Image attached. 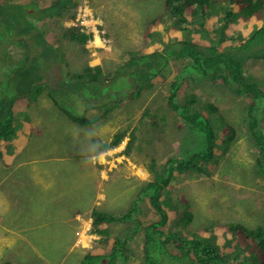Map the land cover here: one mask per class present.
<instances>
[{
    "label": "trees",
    "instance_id": "obj_1",
    "mask_svg": "<svg viewBox=\"0 0 264 264\" xmlns=\"http://www.w3.org/2000/svg\"><path fill=\"white\" fill-rule=\"evenodd\" d=\"M83 1L59 0L55 9L52 4L57 0L52 1L49 7L41 9L48 10L49 16L45 23H42L44 17L26 18L27 21L20 27L21 15L13 22H3L10 26L12 33L0 32V52L7 49L6 42L18 43L23 48L31 49L25 54L29 66L24 78H30L25 81L28 87L34 86L31 92L9 95L5 91L0 92V157L3 154V141L12 144L16 135L19 111L29 127H34V124H30L29 109L40 96L61 110L71 123L89 127L95 123L100 124L120 108L124 102V99L117 97L120 94L129 98L141 97L144 90L153 89L158 83L168 84L166 107L169 108L170 116L176 114L179 117L177 128L186 125L190 131L202 134L205 143L201 150L170 156L161 169L157 167L159 163L156 156H152L146 163L153 176L150 180H143L145 184L140 185L137 195L143 194L147 198V202L158 213V219L150 222L140 217L135 219L133 236L142 233L145 239L140 264H264V221L253 225L240 220L210 222L187 233L185 228H189L195 217L192 203L187 199L183 201L181 196L175 199L170 191V195L165 193L166 188L171 189L173 182L183 174L213 175L239 138L240 128L224 117L219 106L214 101L202 100L193 91V84L198 86L206 80L229 86L239 96L249 100L245 131H240V134H244L255 147V176L264 181V114L260 118L253 113L256 111L259 114L261 109L264 113V87L259 79L244 72L249 59H264V0H166L164 13L151 19L145 28L144 46L150 48L147 53H129L128 59L110 69H105L101 64L90 65L86 60L85 65L81 69H74V72L60 70L71 74L69 79L64 80L73 81L74 78L80 83L87 82L88 89L75 91L74 94H87L89 100L85 101H88V109L104 107V112L98 118H86L60 105L53 91H60L63 86L56 85L54 77L30 58L36 57L42 63L43 57L50 52L59 49L63 53L64 44L61 43L56 25L63 30V36L68 42L78 43L83 51H88L86 43L93 37V33L86 31L77 20L78 7ZM55 17L59 20L52 19ZM253 17L262 22L255 25L248 35L235 32L236 21L249 22ZM65 21L74 24L66 26ZM27 27H30L29 34ZM46 31L54 32V40L47 39ZM189 31L193 34H189ZM33 35L41 37L34 40L31 38ZM40 47L44 50L40 51ZM173 63L179 67L176 73H173ZM40 69L41 75L38 73ZM169 75L172 78L167 81ZM129 78L131 81H128ZM124 87L131 91L134 89L133 94L123 90ZM104 88L110 91L106 98ZM39 105L37 102L34 106L38 108ZM143 116L149 117L147 122L153 132L162 131L167 123L165 114L148 107L144 109ZM133 118L130 114L125 116L122 122L129 121L128 126L118 129L111 140H101L86 157L97 156L117 147L127 133L130 138L121 153L135 160L133 148L137 154H147L141 138L145 131L141 126L142 120L138 125ZM107 121L113 122L110 119ZM93 140L96 139L92 137ZM136 199L139 201L140 196ZM138 201L134 202L127 213L121 215L106 212L98 206L93 209L90 231L99 236L96 240L100 242V247L96 249L95 246V251L89 250L81 264H124L128 260L126 253L129 243L135 239L132 236L116 237L110 230V224L132 219L142 202ZM181 202L183 206L179 204ZM168 219L173 220L181 231L176 232L172 228L168 230ZM169 244H173L175 253L169 252ZM0 264L12 262L3 259Z\"/></svg>",
    "mask_w": 264,
    "mask_h": 264
},
{
    "label": "rangeland",
    "instance_id": "obj_2",
    "mask_svg": "<svg viewBox=\"0 0 264 264\" xmlns=\"http://www.w3.org/2000/svg\"><path fill=\"white\" fill-rule=\"evenodd\" d=\"M52 1L55 0H0V32L4 34L12 33L10 26L5 25L3 22H13L20 15V27L27 21L26 18L44 17L45 21H42V23H45L49 16L48 10L41 9L49 7ZM58 2L59 0L52 4L53 9L57 7ZM165 2L166 0H84L78 7L77 20L86 31L93 33L92 39L86 43L87 52L83 51L78 43L68 42L63 36V30L58 29L56 25V31L59 32L61 43L64 44L63 53L61 54L59 49L56 52H50L46 57H43L42 63H39L36 57L30 58L54 77L56 85L63 86L60 91L57 89L53 91L59 104L69 108L76 114L84 115L86 118L100 117L104 112V107L95 106L88 109V101H85L89 100L87 94H74L75 91L88 89L86 87L87 82L80 83L74 78L73 81L64 80V78L69 79L71 74L63 73V71L74 72V69H81L85 65L86 60H88L87 63L90 65L101 64L105 69H110L121 61L128 59L129 53H147L150 48L148 45L144 46L145 28L151 19L164 13ZM52 19L59 20L56 17ZM259 22L262 21L254 17L249 22H240L238 20L236 21L235 32L248 35L255 25H259ZM64 24L70 26L74 22L65 21ZM29 28L27 27L28 34L30 32ZM53 34V31H46L47 39L50 41L54 40ZM40 37V35H35L31 38L35 40ZM6 45L7 49L4 50L5 52H0V92L5 91L8 95L18 92H31L34 85L28 87L25 81L30 80V78H24L29 66V63L25 61V54L31 49L23 48L18 43L6 42ZM45 48L49 50L46 45ZM39 50L42 51L44 49L40 47ZM172 65L173 73L178 72L179 67L174 63ZM60 70L63 71L60 72ZM244 72L259 79L264 87L263 58L249 59ZM38 73L41 75V69ZM167 78V81H169L172 76L169 75ZM128 81H131V78ZM72 83L74 86H70ZM213 83L206 80L198 86L193 84V91L204 101H214L225 118L235 123L240 128V131H245L249 100L244 96H239L229 86ZM92 84H90V87H92ZM167 88L168 84L158 83L153 89L144 90L141 97L129 98L120 94L117 97L124 99L120 108L114 110L115 112L105 120H102L100 124L96 125L95 123V125L89 127L69 122L61 110H58L54 104L48 103L42 96L29 109L30 124L39 126L36 130L28 129L27 137H30V139L26 149L30 153H34L30 156L32 158L49 157L57 153H64L66 150L60 145L53 144L49 137V127L43 124L45 121H66V123H71L74 127H78L80 135L74 129L58 127L57 124L53 127L52 132L54 134H74V146L79 145V148L74 149V157L83 158L100 144L101 140H111L118 129L128 126L129 121L125 120V122H122L123 118L128 114L134 117L133 121L135 124L140 125L142 120L141 126L145 131L141 134V138L147 154L144 152L137 154L134 150L135 148H133L132 151L134 152L132 153L135 155L136 160L128 157L127 154L122 156L121 152L125 149L128 138H130V134L127 133L119 145L111 149L112 152L104 157L107 167L101 170V174L103 173L104 179L107 180H104L103 192L99 196V208L109 213H120L121 215L127 213L134 202L138 201L136 199L137 196H140L138 202L142 200L141 205L136 209L137 213L133 215L132 219L129 221L122 220L121 223H117V228L110 227L116 237L129 238L132 236L131 238L135 239L129 243L126 253L129 258L124 264H140L144 255L143 244L145 239L143 234L139 233L137 237L133 236L135 219L140 217L147 222L158 219V213L147 202V198L143 194L137 195L140 185L142 183L143 185L145 184L143 180H150L153 176L148 170L146 163L151 160L152 156H156L159 163L157 167L161 169L170 156L184 155L193 150H201L205 143L202 134L190 131L186 125L177 128L179 117L176 114L170 116L169 108L166 107ZM104 90L106 98L110 91L107 88H104ZM123 90L131 91L125 87ZM133 91L134 89L131 94H133ZM104 100L108 101V99ZM37 102L40 103L38 108L34 106ZM147 107L152 111H159L160 114L167 116V123L162 131L153 132L151 130V125L147 122L149 117L143 116V111ZM19 112L16 117V127H19L21 122L18 118ZM253 113L260 118L264 114L262 109L259 114L256 111ZM37 114L42 117L41 120L37 117ZM107 119L113 122H108ZM240 131L239 138L234 142L228 157L214 171L213 175L207 177L191 173L183 174L178 180L173 182L171 189L166 188V195H170V191L175 199L181 196L183 201L185 199L189 200L194 207L195 217L189 228L188 226L185 228L187 233H190V230L195 231L208 225L210 222L240 220L253 225L264 221V181L255 176L253 168L256 149L244 134H240ZM92 137L96 140L91 141ZM147 140H151V142L148 143ZM11 148L14 149V146L12 145ZM68 156L72 157L71 154ZM88 183L87 180L83 181L84 186H88ZM30 192L31 196L29 195ZM19 194V190L14 193L15 204L19 203V205L12 207L9 213H12L11 216L15 218L18 217V213H21L22 217L28 220V215L33 212L27 211L30 207L37 209L42 207L38 200L41 195L33 190ZM95 194H97L96 191L90 190L82 197L76 195L74 204L80 206V208H88L94 201ZM179 204L181 206L184 205L183 202ZM51 205L55 207L56 202L51 201ZM52 215L53 218H50L49 214L43 213V224L35 227H25L23 234H33L35 241L25 243L14 239L10 247L0 246V261L7 259L11 260L12 264H81L84 256L82 248L95 251L97 236L95 237L91 234V223L89 224V231H84V239L81 240L79 248L69 253L67 242L71 233L64 238H60L56 225L51 224L47 228L42 227L45 223H51L57 216L56 214ZM30 217L33 216L31 215ZM166 227L168 230L172 228L173 231H181L171 219H168ZM13 231L16 232L14 229ZM45 236H48L49 240L46 242L39 241ZM37 243L40 244L35 245ZM47 244L52 246L46 248L48 250V260L41 261L40 259H44V257L38 255L35 247L46 246ZM168 249L171 254L176 252L173 244H169Z\"/></svg>",
    "mask_w": 264,
    "mask_h": 264
},
{
    "label": "crops",
    "instance_id": "obj_3",
    "mask_svg": "<svg viewBox=\"0 0 264 264\" xmlns=\"http://www.w3.org/2000/svg\"><path fill=\"white\" fill-rule=\"evenodd\" d=\"M47 102L50 103L48 99ZM37 117L42 119L39 114ZM18 118L21 122L19 127H16V135L11 141L12 144L3 141L1 148L3 154L0 158V246L10 247L14 239L25 243L35 241L33 234H23L25 227L43 224V213L49 214L50 218H53L52 214H56L58 217L56 216L55 220L53 219L51 223H45L42 227L47 228L51 224L56 225L60 238L71 233L67 242L68 252L71 253L79 248L84 231L89 229V224L92 222L91 213L96 206L99 207L100 205L99 196L103 192L104 180H107L104 179L101 170L107 167L104 157L108 156L112 150L93 156L95 159L89 156L74 157V149L79 148V145L74 146V134H54L52 129L57 124L58 127L74 129L80 135L79 128L74 127L71 123H66V121H45L43 124L49 127V137L53 144L60 145L66 150L64 153H57L49 157L32 158L30 156L34 153H30L26 149L30 139L27 137L28 129L36 130L39 126L30 128L20 113ZM12 145L14 149L11 148ZM70 154L72 157L68 156ZM122 156L125 155L122 154ZM84 180L89 182L88 186L83 185ZM16 190H19V195L24 191L31 190L39 192L41 195L38 200L42 207L38 209L30 207L27 211L33 212L28 215V220H25L21 213H18L16 218L11 216L12 213H9L12 207L19 205V203L15 204L14 193ZM90 190L96 191L97 194H95L94 201L88 208H80L74 204L76 195L82 197ZM29 195L31 196V192ZM51 201L56 202L55 207L51 205ZM31 215L33 217H30ZM112 226L117 228V222L110 224V227ZM98 238L99 236L96 239ZM47 240L49 237L45 236L39 241L46 242ZM96 243L95 246L98 249L100 242ZM38 244L40 243L35 245ZM48 247L52 246L47 244L46 246L35 247L38 255L44 257V259H40L41 261L48 260V250L46 249ZM81 250L84 255L90 252L89 249L86 250L85 248Z\"/></svg>",
    "mask_w": 264,
    "mask_h": 264
},
{
    "label": "bare ground",
    "instance_id": "obj_4",
    "mask_svg": "<svg viewBox=\"0 0 264 264\" xmlns=\"http://www.w3.org/2000/svg\"><path fill=\"white\" fill-rule=\"evenodd\" d=\"M210 9H213V8L211 7ZM219 11H220V9H219ZM167 12H168V11H167ZM219 14H220V13H219ZM164 16H165V15H164ZM186 17H187V16H186ZM165 18H167V17H165ZM231 19H232V18H231ZM199 22H201V20H200ZM197 24H199V23H197ZM194 25H195V23H194ZM213 29H214V28H213ZM181 30H182V29H181ZM185 31H187V30H185ZM185 31H184V32H185ZM182 32H183V31H182ZM189 32H190V31H189ZM189 32H188V33H189ZM189 34H191V32H190ZM192 34H193V33H192ZM192 34H191V35H192ZM199 34H200V33H199ZM235 38H236V37H235ZM234 42H235V41H234ZM213 84H214V83H213ZM57 217H58V216H57ZM55 219H56V218H55ZM55 219H54V220H55ZM83 237H84V236H83ZM83 237H82V238H83ZM83 239H84V238H83ZM83 239H82V240H83Z\"/></svg>",
    "mask_w": 264,
    "mask_h": 264
},
{
    "label": "built area",
    "instance_id": "obj_5",
    "mask_svg": "<svg viewBox=\"0 0 264 264\" xmlns=\"http://www.w3.org/2000/svg\"><path fill=\"white\" fill-rule=\"evenodd\" d=\"M98 32V31H97ZM98 34H99V32H98Z\"/></svg>",
    "mask_w": 264,
    "mask_h": 264
},
{
    "label": "clouds",
    "instance_id": "obj_6",
    "mask_svg": "<svg viewBox=\"0 0 264 264\" xmlns=\"http://www.w3.org/2000/svg\"><path fill=\"white\" fill-rule=\"evenodd\" d=\"M92 39V38H91Z\"/></svg>",
    "mask_w": 264,
    "mask_h": 264
}]
</instances>
